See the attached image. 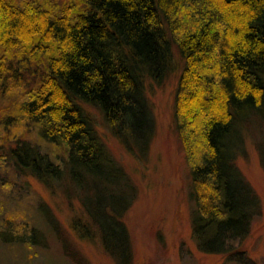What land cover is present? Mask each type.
<instances>
[{
	"label": "trees",
	"instance_id": "1",
	"mask_svg": "<svg viewBox=\"0 0 264 264\" xmlns=\"http://www.w3.org/2000/svg\"><path fill=\"white\" fill-rule=\"evenodd\" d=\"M178 71L175 115L191 163L194 239L203 253H234L259 212L235 142L264 118V0H0V97L20 91L0 111V131L8 130L0 158L17 177L84 187L103 161L115 162L96 114L127 153L146 152L155 130L149 91ZM18 127L62 145L64 160L10 133ZM77 221V236L93 238L96 226L104 251L132 263L121 220ZM5 238L42 246L35 227Z\"/></svg>",
	"mask_w": 264,
	"mask_h": 264
},
{
	"label": "rangeland",
	"instance_id": "2",
	"mask_svg": "<svg viewBox=\"0 0 264 264\" xmlns=\"http://www.w3.org/2000/svg\"><path fill=\"white\" fill-rule=\"evenodd\" d=\"M40 1L61 5L66 0ZM179 59L175 53L182 70L184 64ZM180 73H172L162 86L149 91L155 130L146 152H136L135 156L127 153L104 130L96 114L99 132L115 162L106 165L103 161L101 175L86 176L84 187H75L66 179L52 181L47 187L17 177L11 164L0 158V264H122L120 254L115 259L104 251L102 236L96 233L98 227H93L95 235L89 240L77 236L72 228V221L77 220L102 224L105 220H121L132 245L131 264H264V118H256L252 128L243 131L245 141L242 136L243 142H235L238 168L257 196L259 212L251 221L246 239L241 245L235 244L234 253H203L194 239L197 220L191 195V163L176 124ZM19 92L8 99L0 97V111L20 98ZM7 131H0V146ZM13 132L17 138L35 140L44 150L58 155L59 161L64 160L62 145L49 149L34 133L27 135L21 127ZM117 215L120 218H115ZM32 227L44 247L35 240L31 248L5 238L25 229L29 232Z\"/></svg>",
	"mask_w": 264,
	"mask_h": 264
}]
</instances>
